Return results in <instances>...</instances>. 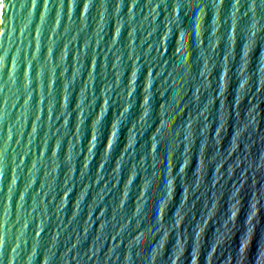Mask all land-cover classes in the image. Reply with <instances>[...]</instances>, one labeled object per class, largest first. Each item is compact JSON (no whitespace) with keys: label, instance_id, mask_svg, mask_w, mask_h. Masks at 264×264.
I'll list each match as a JSON object with an SVG mask.
<instances>
[{"label":"water","instance_id":"95a60500","mask_svg":"<svg viewBox=\"0 0 264 264\" xmlns=\"http://www.w3.org/2000/svg\"><path fill=\"white\" fill-rule=\"evenodd\" d=\"M0 264H264V0H3Z\"/></svg>","mask_w":264,"mask_h":264},{"label":"snow or ice","instance_id":"6c2138e0","mask_svg":"<svg viewBox=\"0 0 264 264\" xmlns=\"http://www.w3.org/2000/svg\"><path fill=\"white\" fill-rule=\"evenodd\" d=\"M3 6H4V2L3 0H0V8H3Z\"/></svg>","mask_w":264,"mask_h":264}]
</instances>
